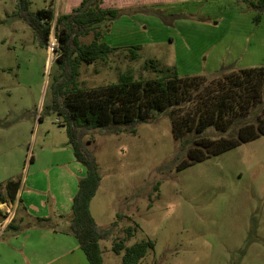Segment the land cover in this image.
<instances>
[{
	"label": "rangeland",
	"instance_id": "rangeland-1",
	"mask_svg": "<svg viewBox=\"0 0 264 264\" xmlns=\"http://www.w3.org/2000/svg\"><path fill=\"white\" fill-rule=\"evenodd\" d=\"M77 2L28 0L27 10L50 7L56 15ZM103 4L118 9L115 19L102 24L100 37L116 50L104 62L81 63L80 86L116 82L123 72L134 79L155 77L159 72L143 68L149 61L158 70L172 67L179 76L264 64V11L255 23L256 11L242 0ZM20 15L17 0H0V185L19 179L22 198L31 193L36 200L31 211H23V200L15 205V217L44 216L58 228L59 214L68 212H63L64 196L76 190L85 169L48 107L52 32L41 47ZM134 45L138 55L128 60L126 48ZM116 128L83 137L99 176L88 210L95 225L108 231L98 241L102 264L119 263L120 255L110 247L127 227L132 235L125 246L153 242L138 264H264V135L175 170L177 145L165 113L136 123L132 132ZM81 264H88L85 256Z\"/></svg>",
	"mask_w": 264,
	"mask_h": 264
},
{
	"label": "trees",
	"instance_id": "trees-1",
	"mask_svg": "<svg viewBox=\"0 0 264 264\" xmlns=\"http://www.w3.org/2000/svg\"><path fill=\"white\" fill-rule=\"evenodd\" d=\"M242 1L256 11L252 20L257 23L264 11V0ZM27 5L28 0H17L20 17L31 27L39 45L47 46L51 32L55 41L53 69L47 73L45 87L51 97L48 107L59 117L56 122L64 127L72 155L85 169L71 198L65 231L75 238L88 264H102L98 241L108 237V231L95 225L88 210L99 176L94 158L84 145L85 135L118 126L129 127L132 132L136 123L165 113L171 138L177 145L175 170L264 135V64L222 67L211 76H179L172 67L158 70L149 61L143 68L159 72L155 77L134 79L129 72H123L116 82L84 87L77 82L80 64L104 62L115 53L116 48L100 37L102 24L115 19L118 9L103 4V0H78L68 11L59 10L54 15L50 7L30 12ZM87 36L88 41L81 40ZM138 49L137 45L127 47V59H135ZM19 183V179L10 178L0 185L4 192L0 193V202L20 204L16 196ZM62 216L59 214V218ZM3 218L0 211V220ZM35 221L56 228V221L46 217H36ZM5 229L16 231L18 226L10 221ZM124 232V237L113 241L110 249L120 255L118 264H138L153 248V242L147 239L125 246L124 240L132 232L130 227Z\"/></svg>",
	"mask_w": 264,
	"mask_h": 264
},
{
	"label": "crops",
	"instance_id": "crops-1",
	"mask_svg": "<svg viewBox=\"0 0 264 264\" xmlns=\"http://www.w3.org/2000/svg\"><path fill=\"white\" fill-rule=\"evenodd\" d=\"M33 188L31 189L32 191ZM75 191L70 188L64 196L66 201H68L64 205L63 212H68L64 214L61 212L64 216L58 220L60 225L57 226L58 228L53 229L44 222L36 223V217L44 216H33L32 218L15 217L13 208L16 203L13 202L11 205L12 216L8 221H11L13 225H17L18 229L16 231L5 229V225L8 222L2 223V220H0V230L3 229V235L7 234L6 241H0L1 264H10V262L12 264H50L52 262H56V264H81L84 255L78 248L75 238L65 231L70 218L71 198ZM0 193L2 195L4 193L2 188ZM30 194H23L22 198V192H16V196H19L21 201L23 200L21 204L24 212L32 210L34 207L33 201L36 200ZM9 203L0 202V211L3 213L7 212Z\"/></svg>",
	"mask_w": 264,
	"mask_h": 264
},
{
	"label": "built area",
	"instance_id": "built-area-1",
	"mask_svg": "<svg viewBox=\"0 0 264 264\" xmlns=\"http://www.w3.org/2000/svg\"><path fill=\"white\" fill-rule=\"evenodd\" d=\"M8 213H9V210L7 211V214L4 216V218L2 220V223H7L8 222Z\"/></svg>",
	"mask_w": 264,
	"mask_h": 264
}]
</instances>
